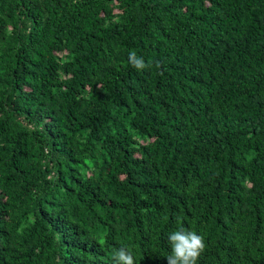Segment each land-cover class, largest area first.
Masks as SVG:
<instances>
[{"label":"trees","instance_id":"16d2710c","mask_svg":"<svg viewBox=\"0 0 264 264\" xmlns=\"http://www.w3.org/2000/svg\"><path fill=\"white\" fill-rule=\"evenodd\" d=\"M180 227L264 264V0H0V264H167Z\"/></svg>","mask_w":264,"mask_h":264},{"label":"clouds","instance_id":"9594fccd","mask_svg":"<svg viewBox=\"0 0 264 264\" xmlns=\"http://www.w3.org/2000/svg\"><path fill=\"white\" fill-rule=\"evenodd\" d=\"M129 63L137 70L152 66L151 60L146 63L144 58L138 56L135 51L129 53ZM168 242L171 246V254L166 257L167 264H197V260L206 247L202 235L184 227L169 233ZM112 259L116 264H135L132 250L124 246L113 251Z\"/></svg>","mask_w":264,"mask_h":264}]
</instances>
